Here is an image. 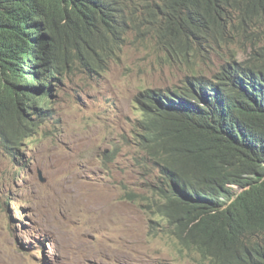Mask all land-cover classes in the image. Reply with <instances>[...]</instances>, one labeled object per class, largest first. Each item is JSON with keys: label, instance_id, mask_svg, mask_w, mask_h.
<instances>
[{"label": "clouds", "instance_id": "9594fccd", "mask_svg": "<svg viewBox=\"0 0 264 264\" xmlns=\"http://www.w3.org/2000/svg\"><path fill=\"white\" fill-rule=\"evenodd\" d=\"M18 1L0 0V149L16 157L44 130L69 77L97 80L132 51L161 49L187 74L139 91L132 128L104 161L132 146L154 183L123 198L180 257L264 264V112L250 111L264 87V0Z\"/></svg>", "mask_w": 264, "mask_h": 264}, {"label": "rangeland", "instance_id": "374dc122", "mask_svg": "<svg viewBox=\"0 0 264 264\" xmlns=\"http://www.w3.org/2000/svg\"><path fill=\"white\" fill-rule=\"evenodd\" d=\"M186 74L157 48L130 52L97 80L63 82L44 130L16 157L0 149V264H197L172 240L151 238L149 215L123 198L150 194L154 183L132 146L104 161L132 128L139 91L176 85Z\"/></svg>", "mask_w": 264, "mask_h": 264}, {"label": "trees", "instance_id": "16d2710c", "mask_svg": "<svg viewBox=\"0 0 264 264\" xmlns=\"http://www.w3.org/2000/svg\"><path fill=\"white\" fill-rule=\"evenodd\" d=\"M11 2L12 3H15V2H19L18 0H11ZM16 4H18V3H16ZM3 10L5 9V7H4V5H3V7H1ZM15 35V34H14ZM18 39H15V41H17ZM30 58V57H29ZM31 63H33V57L31 56ZM33 67H34V64H33ZM261 90L262 91H264V87H262L261 88ZM260 90V91H261ZM262 91H261V93L259 92V91H254V93H255V97H253V98H255V100L257 101L256 102V105H254V107L252 108L253 110H250V111H252V112H259V111H261V114L264 112L262 109H261V107L263 106L262 105V103H263V100H264V92L262 93ZM236 98L237 99H240V100H243V95L241 94V93H238L237 95H236ZM246 102V101H245ZM245 102H242L243 104H240V103H238V101L236 102V101H231V106H232V108H236V109H238V107H241V106H244L245 105ZM250 109H251V107H250ZM241 114H245L244 112H240ZM146 116H147V113H146ZM158 122H159V124H162L163 123V121H162V119L161 118H159L158 119ZM129 196L132 198V197H138L137 195H135L134 193H130L129 194ZM147 208H149V209H151V206L148 204L147 205ZM204 227H206V228H212V227H214V224L213 223H204Z\"/></svg>", "mask_w": 264, "mask_h": 264}, {"label": "bare ground", "instance_id": "6f19581e", "mask_svg": "<svg viewBox=\"0 0 264 264\" xmlns=\"http://www.w3.org/2000/svg\"><path fill=\"white\" fill-rule=\"evenodd\" d=\"M32 57H33V59H35V58H34V53H32Z\"/></svg>", "mask_w": 264, "mask_h": 264}, {"label": "water", "instance_id": "95a60500", "mask_svg": "<svg viewBox=\"0 0 264 264\" xmlns=\"http://www.w3.org/2000/svg\"><path fill=\"white\" fill-rule=\"evenodd\" d=\"M42 180H44V179H42Z\"/></svg>", "mask_w": 264, "mask_h": 264}]
</instances>
